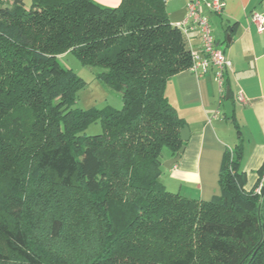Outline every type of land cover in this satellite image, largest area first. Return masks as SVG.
I'll list each match as a JSON object with an SVG mask.
<instances>
[{
	"label": "trees",
	"instance_id": "16d2710c",
	"mask_svg": "<svg viewBox=\"0 0 264 264\" xmlns=\"http://www.w3.org/2000/svg\"><path fill=\"white\" fill-rule=\"evenodd\" d=\"M165 10L0 0V264H264V160L247 191L241 147L225 151L206 202L159 181L185 125L164 87L191 65ZM66 53L102 70L120 110L73 108L83 82Z\"/></svg>",
	"mask_w": 264,
	"mask_h": 264
},
{
	"label": "crops",
	"instance_id": "0c3cea01",
	"mask_svg": "<svg viewBox=\"0 0 264 264\" xmlns=\"http://www.w3.org/2000/svg\"><path fill=\"white\" fill-rule=\"evenodd\" d=\"M99 6L114 8L120 0H94ZM169 23L185 16L186 0H164ZM218 15H208L212 35L230 68L224 76V94L211 70L202 78L189 71L173 76L166 84L165 96L190 133L179 160L170 169L174 157L162 155L160 183L172 194L206 202L218 195V174L225 151L239 145L240 169L246 176L245 189L257 184V170L264 160V31L257 33L250 15L264 20V0H223ZM236 25L235 32L229 30ZM197 31L188 34L190 50L200 47ZM229 89L228 96L226 89ZM241 95L239 101L236 97ZM227 96V97H226ZM243 187V188H244Z\"/></svg>",
	"mask_w": 264,
	"mask_h": 264
},
{
	"label": "built area",
	"instance_id": "2783aa9c",
	"mask_svg": "<svg viewBox=\"0 0 264 264\" xmlns=\"http://www.w3.org/2000/svg\"><path fill=\"white\" fill-rule=\"evenodd\" d=\"M223 8V0H186L184 18L174 24L187 39L191 31H197L200 47L197 51L190 50L191 65L188 71L197 78H202L212 70L220 95L224 94V72L229 70L230 62L226 60L223 51L214 41L208 15H218ZM249 20L255 26L257 33L264 31L261 14L253 12ZM236 98L239 101L242 99L240 94ZM260 188L257 190L258 193Z\"/></svg>",
	"mask_w": 264,
	"mask_h": 264
},
{
	"label": "rangeland",
	"instance_id": "374dc122",
	"mask_svg": "<svg viewBox=\"0 0 264 264\" xmlns=\"http://www.w3.org/2000/svg\"><path fill=\"white\" fill-rule=\"evenodd\" d=\"M25 4L29 0H24ZM57 62L60 66L71 70L79 79L82 80V87L77 90V99L73 108L83 112H94L105 108L120 110L122 108L121 97L118 93L109 90L97 77L102 72L100 68L82 66V64L71 54L58 56ZM86 136H96L101 134L98 121L92 122L84 129ZM165 154V150L162 151Z\"/></svg>",
	"mask_w": 264,
	"mask_h": 264
},
{
	"label": "water",
	"instance_id": "95a60500",
	"mask_svg": "<svg viewBox=\"0 0 264 264\" xmlns=\"http://www.w3.org/2000/svg\"><path fill=\"white\" fill-rule=\"evenodd\" d=\"M229 94V89H226V95L228 96ZM226 96V97H227ZM180 137L179 139L182 142H187L188 141V137L190 136L189 130L186 126H184L181 130H180ZM184 148L183 146L180 148V150H178V155L176 157H174L173 159L169 160L168 162H166V164H162L165 168L170 169L174 166V164L177 163V161L179 160L180 155L183 153ZM260 190H259V195L262 197L264 195V183L260 186Z\"/></svg>",
	"mask_w": 264,
	"mask_h": 264
}]
</instances>
